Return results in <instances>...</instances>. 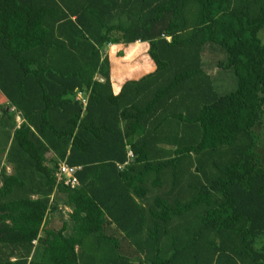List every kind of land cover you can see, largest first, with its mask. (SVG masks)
<instances>
[{
  "label": "trees",
  "instance_id": "1",
  "mask_svg": "<svg viewBox=\"0 0 264 264\" xmlns=\"http://www.w3.org/2000/svg\"><path fill=\"white\" fill-rule=\"evenodd\" d=\"M262 28L264 0H0V264H264Z\"/></svg>",
  "mask_w": 264,
  "mask_h": 264
},
{
  "label": "crops",
  "instance_id": "2",
  "mask_svg": "<svg viewBox=\"0 0 264 264\" xmlns=\"http://www.w3.org/2000/svg\"><path fill=\"white\" fill-rule=\"evenodd\" d=\"M133 48V52L135 54V56H133V58L130 59V61L128 63L123 62V66H121L120 68L122 69V71H120L118 69L119 72H112V68H111V74H110V85H111V89L114 93H116L119 89V86L126 80L129 78H136L138 76H142L144 74L150 73L153 71V68L151 66L150 61L147 59V57H145V50H146V45L143 43H135V44H131L126 48H123L124 50H128L130 48ZM136 48H139L140 51H137ZM121 49V46H115V47H111L107 50L108 53V57L110 58L111 64H112V60H117V58L119 59L120 57H115L114 55L116 54V52L118 50ZM107 50H105V52H107ZM112 53V54H111ZM124 56V55H123ZM122 56V57H123ZM121 57V58H122ZM132 62V63H131ZM130 66L132 67L133 70V75L132 77H124V73L123 71H129L128 69L130 68ZM116 71V69H114ZM264 126L263 125L260 127L262 128ZM142 129L138 128L134 134L133 137H131V140L134 139L135 137L141 135L142 133ZM261 131V130H260ZM262 138V143L260 148L258 149V154L262 157V163L264 164V137L261 135Z\"/></svg>",
  "mask_w": 264,
  "mask_h": 264
},
{
  "label": "rangeland",
  "instance_id": "3",
  "mask_svg": "<svg viewBox=\"0 0 264 264\" xmlns=\"http://www.w3.org/2000/svg\"><path fill=\"white\" fill-rule=\"evenodd\" d=\"M258 38L261 41V43L264 44V28H262V30L259 31ZM136 50L137 51H140L139 48H136ZM108 51L109 50H107V53H108ZM123 55L124 56L122 58L121 57L119 59L117 58L116 61L115 60H112V66H111L112 72H119L118 69L120 71H122V69L120 67L124 65L123 62L128 63L130 61V59L133 58V56H135V54L133 52V48L131 47L128 50H124L123 51ZM145 57H146V55H145ZM114 69H116V71ZM128 70L129 71H123L124 77H132V76H134L133 75V71H135V70H133L131 66H130V68ZM215 88H216L218 94H224V93H227L229 91H232L233 88H234L233 77H232V79L231 78H227V81H223L222 78L219 81H217V82L215 81ZM4 104H5V100L0 95V108H2L4 106ZM16 120H17V117H16ZM8 127H9V125H8ZM260 130H261L262 136L264 137V126L262 128H260ZM3 140L4 139L0 136V142L3 141ZM1 157L2 156L0 154V160H1ZM62 212L61 211H58V212H49L47 214V220H48L49 223H51L53 225L54 228H57L59 226V224H60L59 221H60L61 218L62 219L65 218L66 219L64 212L63 213Z\"/></svg>",
  "mask_w": 264,
  "mask_h": 264
},
{
  "label": "built area",
  "instance_id": "4",
  "mask_svg": "<svg viewBox=\"0 0 264 264\" xmlns=\"http://www.w3.org/2000/svg\"><path fill=\"white\" fill-rule=\"evenodd\" d=\"M74 99L76 101H79L82 107L85 105V99L83 98L81 92L77 91L75 93ZM127 157H131V153L129 151L127 152ZM76 170H78V167H69L63 162L58 163L54 173L56 183H61L63 186H67L69 188L76 187L78 185L77 180L74 176V172Z\"/></svg>",
  "mask_w": 264,
  "mask_h": 264
}]
</instances>
